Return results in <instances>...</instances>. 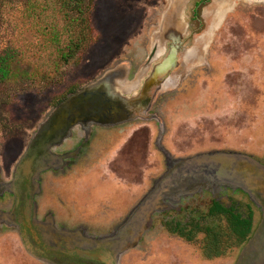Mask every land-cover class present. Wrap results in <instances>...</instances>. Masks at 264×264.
Returning a JSON list of instances; mask_svg holds the SVG:
<instances>
[{"label": "rangeland", "instance_id": "374dc122", "mask_svg": "<svg viewBox=\"0 0 264 264\" xmlns=\"http://www.w3.org/2000/svg\"><path fill=\"white\" fill-rule=\"evenodd\" d=\"M88 2L93 41L61 80L0 90V264H42L26 253L6 214L14 172L40 126L58 111L73 121L100 117L104 100L121 103L114 111L132 106L143 90L136 96L142 113L119 126L67 128L113 134L91 140L99 149L89 164L46 173L42 211L58 226L104 240L120 264H264V228L252 239V255L237 261L252 241L238 245L227 218L209 214L214 202L246 218L253 212L252 237L263 225L250 193L264 189V0H217L204 19V41L183 54L179 69H166L171 78L155 80L146 65L150 38L173 0ZM62 28L59 18L10 7L0 51L19 54L30 73L49 71L55 55L49 33L57 30L64 40ZM196 222L202 226L192 242L171 231ZM207 229L219 245L208 246Z\"/></svg>", "mask_w": 264, "mask_h": 264}, {"label": "flooded vegetation", "instance_id": "af4514ba", "mask_svg": "<svg viewBox=\"0 0 264 264\" xmlns=\"http://www.w3.org/2000/svg\"><path fill=\"white\" fill-rule=\"evenodd\" d=\"M216 1L217 0H173L172 4H167L166 8H169V10L165 12V14L164 12L162 13V15L164 14L163 17L165 21L160 29L158 27V29L152 33L150 38L146 65L148 67L151 66V68L155 70L151 78L155 80V78H160L164 75L166 78H171L173 72L166 69L170 66L173 69L175 66L179 69L183 64V54L191 50L192 53H194L195 49L198 48L205 39L203 33L207 30V27L205 26L206 28L204 29V19L208 13L210 14L208 9H210ZM216 15H219L218 18H216L218 20L220 18V12H217ZM215 21H212L210 25L214 24ZM201 27L204 30L198 33ZM79 91L80 90L72 94V98L75 97ZM143 91H139L138 94L135 95H144ZM91 93L93 92H90L89 96L94 98L95 94ZM136 96H134L135 98L131 96L129 99L134 98L131 101L136 100V102H138ZM141 99L147 101L144 96ZM104 101L103 113L100 117L91 116L85 119L78 118L77 121H73L72 118L61 117L59 114L60 111L56 112L54 116L50 115L40 126L35 138L30 142L25 153L21 157L19 161V163L21 162V167H19V163L17 166V168L19 167L18 172L17 168L14 172V177L10 184V192L12 193L11 206L6 212L8 215V222L16 229L26 253L42 264H108L105 260L87 259V257L81 253L85 250L107 251L110 248H107L104 240L102 242L95 241V239L91 240L92 238L80 236L76 230H70L65 226L56 225L55 221L49 219V214L42 211L43 208L41 209L39 203L40 197H42L43 184L46 181V173L52 171L58 175H64L68 171L71 172L89 164L92 161L93 154L99 149L96 148L95 145L93 146L94 143L92 141L99 138L106 139L107 137H105L104 134L107 136L113 134L112 131H102L105 127H98V129L95 130L96 125L99 126L101 123L105 126H111L118 123L117 126H119L124 120L128 118L132 119L142 113V111L138 110L139 108L136 107V102L133 103L132 106L123 104V106H125L122 109L114 111V108H118L121 103L110 102V100ZM92 103L93 100H90L83 106H76L74 109L75 113L78 114L82 107L88 108ZM63 105H65L64 102L60 104L58 108H62ZM61 118L64 119L61 120ZM83 124H92L93 128H95L93 130L91 129V134L89 136H86V131L82 129V127L80 130L71 133L70 130L67 129L69 126H71L70 128H74L83 126ZM113 128H115V126ZM69 142L72 143L71 147H68ZM101 143L102 142H100V145ZM26 171L27 173L30 171L32 187L31 196H29V189L27 186L28 179L24 178L27 177ZM239 189H242L245 193H249V190H247L245 186ZM250 194L255 200L253 201L261 210L262 221L260 224L263 225L254 233L255 236L251 238L252 242L245 244L237 261L241 256L243 259L244 257H250L252 255L254 252L253 240L259 235L261 236V231L264 228V189L251 190ZM29 197L31 202L29 201ZM30 203L32 205V212L29 214V219L28 207ZM110 264H120L119 259H113Z\"/></svg>", "mask_w": 264, "mask_h": 264}, {"label": "trees", "instance_id": "16d2710c", "mask_svg": "<svg viewBox=\"0 0 264 264\" xmlns=\"http://www.w3.org/2000/svg\"><path fill=\"white\" fill-rule=\"evenodd\" d=\"M23 6L30 15L41 18L55 17L63 22L62 31L66 38L56 30L49 33V41L55 48L54 61L49 71L28 72L25 70L19 54L12 51H0V90L13 85L47 86L61 80L62 73L69 67L81 51L92 43L94 30L91 23V6L88 0H0V27L5 22L6 10L10 7ZM40 85V86H38ZM210 215L221 214L227 218L232 235L238 245L250 241L253 233V212L246 218L234 208H226L214 202ZM202 224L196 222L189 226L177 223L172 232L188 242L194 240L195 232L201 230ZM189 228V230L185 229ZM210 236V245H219L218 239L211 229L205 231ZM248 243V242H247Z\"/></svg>", "mask_w": 264, "mask_h": 264}, {"label": "water", "instance_id": "95a60500", "mask_svg": "<svg viewBox=\"0 0 264 264\" xmlns=\"http://www.w3.org/2000/svg\"><path fill=\"white\" fill-rule=\"evenodd\" d=\"M20 163H19V167H21V164ZM19 167L17 168V172L19 170ZM26 174H27V177H24V178L25 179H28V185L27 186H28V189H29V196H31V194H32V187H31V180H30V171L28 173L26 171ZM29 201H30V197H29ZM28 211H29L28 218L30 219L29 214L32 212V205H31V203L29 204ZM81 253L83 255H85V257H87V259H93V260L100 259L102 261L105 260V262L107 261L108 264H110L113 259H116V260L118 259V256H117L116 252H114V250L112 251L110 249H108L107 251H104V250H100V251L85 250V251H82Z\"/></svg>", "mask_w": 264, "mask_h": 264}]
</instances>
